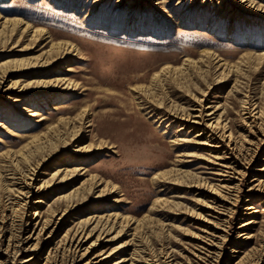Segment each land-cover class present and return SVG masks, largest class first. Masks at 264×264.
Here are the masks:
<instances>
[{"label": "rangeland", "instance_id": "374dc122", "mask_svg": "<svg viewBox=\"0 0 264 264\" xmlns=\"http://www.w3.org/2000/svg\"><path fill=\"white\" fill-rule=\"evenodd\" d=\"M94 1L0 0V30L6 18L21 20L11 43L0 46V63L8 57L41 64L50 57L53 42L70 43L76 53L40 67L4 75L0 71V153L14 154L0 157V264H22L29 254L33 260L26 264H84L99 253L108 256L100 264H112L121 257L125 259L121 264H264V191L247 193L253 184L264 181V172L260 171L264 167V143L253 159L254 165L246 168L241 157V166L232 175L235 178L231 185L239 184L237 189L240 188L238 205L223 236L213 238L223 243L215 263L196 245L198 236L209 233L203 231L209 224L201 220L208 210L199 208L210 203L208 194H197L196 184L199 178L218 184L214 180L217 177L211 174L214 165L209 164L214 162L215 154L193 143H189V150L173 145L176 138L191 141L202 126L179 133L180 122L168 126L167 121H154L137 105L141 90L132 88L143 84L151 90L152 74L168 65L170 69L155 84L158 101L169 106L174 100L187 111L194 107L205 113L210 111L207 106H219L217 116L226 109L219 122L226 123L233 132L237 146L241 134L248 135L253 144L256 128L248 125L250 120L248 114H242V106L255 104L259 108L257 125L262 131L264 10L236 8L234 15L226 16L228 0H223L220 11L216 4L219 0H205L204 4V0H100L96 3L98 11L92 13L89 10ZM254 1L264 5V0ZM25 23L30 30L43 29L46 34L31 38L30 31L15 44ZM228 25L231 29H227ZM9 30L4 27L5 35ZM213 56L217 57L208 64L205 60ZM185 58L192 63L182 68ZM219 61L226 63L225 73L230 70L224 81L220 80L221 69H214V63ZM201 63L208 64V72ZM66 66L72 71H62ZM65 74L77 83L72 90L62 91L60 86L43 88L41 83L53 82ZM141 75L145 79L140 80ZM27 108L38 110L45 119L36 122L40 117H28ZM61 116L67 117L69 123L56 139L52 129L35 154L16 155L29 135L46 131ZM127 123L131 126L123 128ZM132 133L127 139L123 137ZM81 146L86 147L81 151ZM236 149V153H245L242 145ZM223 151H217L219 157H223ZM180 153L192 155L178 157ZM179 158L191 161L183 168L192 174L190 177L172 172L163 181L152 179L158 172H171ZM56 169H60V175L65 169L76 172L60 187L52 182ZM12 171L16 176L25 175L22 178L29 193L31 190L26 203L18 199L16 189L20 184L10 186L9 191L5 189L11 185L7 178ZM253 178L257 181L252 182ZM43 181L52 183L39 190ZM76 188L78 193L71 195V203L81 202L67 212L55 234L47 238L51 227L37 240L38 230L28 238L26 223L32 214L28 215L36 210L40 213L37 220L44 221L55 196ZM246 195H251L250 202L256 209L250 215L245 214L250 203ZM38 198L45 204H35ZM13 208L14 215L10 214ZM90 213L104 218L117 215L118 221L113 225L107 222L104 232L91 231L79 253L66 251L62 258L66 228H71L73 234L78 222L75 218H85ZM250 217H255L257 223L245 231V235L253 234L245 239L238 235L241 229L237 227ZM20 226L26 227L19 229ZM90 230L87 228L85 234ZM90 243L94 246L82 257L84 247ZM15 245H21L18 255L14 254ZM34 246L35 250L30 251ZM231 248L236 252L231 253Z\"/></svg>", "mask_w": 264, "mask_h": 264}, {"label": "bare ground", "instance_id": "6f19581e", "mask_svg": "<svg viewBox=\"0 0 264 264\" xmlns=\"http://www.w3.org/2000/svg\"><path fill=\"white\" fill-rule=\"evenodd\" d=\"M99 1L100 0H95L92 3L89 12H92V13L95 12L96 13L98 11V7H97L96 3ZM101 1H103V0H101ZM228 1H229V3H228L229 6H227V14L228 15H226V16L234 15L236 13V8L244 9V10L247 9L250 12L251 11L252 12L253 11L259 12L261 10H264V5L261 4L260 2L255 3L254 0H228ZM204 2H205V0L203 1L202 4H204ZM216 4H217L218 11H220V9L222 8L223 0H219L218 3H216ZM20 23H21V20H19V19L17 20V19H7L6 18L4 20V23L2 26L3 28L0 30V46L5 47L6 45L11 43V36H13V32L15 30V27L17 25H19ZM5 26L9 27V29H10L8 35H5L6 33H4V27ZM21 29H22V31L20 32V35H19L17 41L15 42V44L18 43V41L20 40V37H23V35L25 33L30 32V31H31V38H36L38 36H43L46 34V31L43 29L34 28V29L30 30L31 29L30 25L27 23H25L24 27ZM227 29H231V26L228 25ZM73 51H75V49L70 43H64L63 44L61 42H58V43L53 42L50 45L49 51H48V53L50 54V57H48V58L46 57L43 63L36 64V62H34V64H27L20 59H16V58L11 59V58L7 57L0 63V71H2V75H4L10 71L13 72L15 70H20V69H24V68H28V67H38V66L40 67L45 63H52L55 61H59V60L64 59L67 56H73V55L75 56L76 53H74ZM46 53H47V51H46ZM204 57H207V56H204ZM216 57L217 56H213L212 58L208 57L205 61L208 64H210L211 62H213L215 60ZM241 61H243V60H240V62ZM240 62H239V65H240ZM190 63H192V61L189 60L188 58H185L183 60L181 67L184 65L187 66ZM201 64H204L203 68H205L206 72H208L207 71L209 68L208 64H205V63H201ZM214 64H215L214 69L215 70L221 69L220 73L221 74L223 73L220 80H223V81L226 80L225 78L229 75L227 73L230 72V70H229L227 73H225V70L227 69L226 63L219 61L218 64L216 62ZM239 65H237L235 67L238 69ZM168 69H170L169 66L165 65L152 74L151 79H150V84H149V86L152 88L151 90L146 88V86H144L143 84H137V85L133 86L132 88L141 90L140 93H137V95H138L136 97V99L138 100L137 105L141 110H143L148 115L149 118H154V121L159 120L160 123L167 121V122H169L168 126L173 125L174 123L180 122L181 123L179 125L180 127L177 130V132H179V133H181L184 130H188V132H191V131H194L195 129L202 126V129L199 131V133L196 135V137L194 139H192L191 141H187L185 138H176V140H173V145L180 147L181 150H189L192 148L191 146H189V143H193V144L197 145V147H199V149L204 150V151H206V150L212 151L215 154V157H213L214 162L209 163V164H212V167L214 165V168L212 169V170H214V173H211V174L214 175L215 177H217V179H214V180H217L218 184H216V185L211 184L209 182V180H207V178H203V179L199 178L200 183L197 182V184H196V186H199V188H198L199 193H197V194L206 193V194H208L207 195L208 200H210L209 201L210 203L206 202L204 206L202 205V207L199 208L202 211L208 210L207 215L202 216L201 220H202V223L209 224V225L204 226V230H203V231L209 232V233L207 235L198 236L200 241L197 242L196 245L198 246L200 251L204 250L205 252H207V253L204 252L203 254H206L207 257L210 256V258L213 261H215V263H216V262H218V260L220 258L221 253L219 252V250H221L223 243L216 242L214 240H215V238H218V239L221 238L223 236V232L225 231V228H229V223H230L231 219L233 218V216L235 215V213H236L235 208L238 205L237 204L238 198H239L238 193L240 192V191L238 192V189H240V188L237 189V186L239 184L237 186L231 185L232 181L235 178L234 176H233L234 177L233 178L232 175L234 173H236L237 168H239L241 166V162H243V160H244L243 163L246 164V168L253 166L254 165L253 159H254L255 155L257 154V152L259 150H261V144L264 143V128L261 131V129L257 125V121L260 118L261 111L259 110V108L257 106H255V104H250L249 106H245V105L241 104V106L243 105L242 106V111H243L242 114H248L247 118L250 120V124H248V125H252V127L256 128V131H255L256 135L254 138L255 141L252 144L251 141L248 139V135L241 134L242 136L240 137L241 138L240 145L244 146L245 149L243 151H245V153L244 154L236 153V150H237L236 148H238L240 146V145L237 146L238 141H236V138L234 137L233 132L229 128L226 127V123H224L222 125L221 121L219 122V120L222 117H224V114H226V109H223L222 112H220L219 115L217 116L216 112H217L219 106H216V107H211V105L207 106L206 110H210V111L205 113L204 109H202V108L197 109L194 107H192L190 111H187L183 106L176 104L174 102V100L172 103H170L169 106H166L161 99H159L160 101H158V95H156L155 90H154L155 84L158 81L160 75H162L163 73H166ZM201 70H202V68H201ZM232 70H234V68ZM62 71L70 72V71H72V69L70 68V66H66V68H63ZM140 77H139L140 80L145 79V76L142 77V75H141ZM223 81H221V82H223ZM14 83H17V81L15 80L13 82V84ZM38 83H41V81H37V84ZM41 84H44L43 88H46V89H48V88L55 89V87L60 86L59 88L62 91L63 90L69 91V90H72L71 88L77 86V83H75L73 80H71L67 74H65L61 77L55 78L53 80V82H51V81L47 82L46 81V82H43ZM250 100H252V99H250ZM54 110H56V109L54 108ZM25 112L27 113L28 117L29 116L30 117H40V118H38V120H36V122H39V121L45 119V117H43L39 114L38 110L37 111L35 109L29 110L27 108V110H25ZM242 120L244 121V123L246 122L245 118H242ZM55 122L56 123H54V124H56V125L49 126L46 131H41L39 133L29 135L27 137V139L25 140L26 143L19 148V150L17 151L18 154H16V155L25 154V156H26V154H28V155L35 154V152L38 149H41L43 147L42 145L48 140V134L52 132V129H53V139L54 138L56 139L59 136V133L64 131L65 127L69 123L67 117H62V116L57 118V120ZM259 123H260V121H259ZM245 124H247V122ZM261 125H263L262 122H261ZM128 126H131V123L125 124L123 126V128L128 127ZM164 133H165V131H164ZM13 136L17 137L18 135L14 134ZM131 136H133V133L129 134V135H125V134L123 135V137L126 139L128 137H131ZM248 145H250V147ZM85 147H82L80 150L82 151L83 149H85ZM221 149H224V151L222 153L223 157H219V155H218L219 153L217 152V151H221ZM233 150L235 151L236 154L233 152ZM11 155H14L13 152L4 151V152L0 153V157L8 158V157H11ZM191 155H192L191 153H180V154H178V157H183V156L190 157ZM241 157H243V159L240 162ZM179 159L180 160L177 161V165L175 166V168L173 170H171V172L170 171L158 172L153 176L152 179L163 181L172 172L176 173L177 175H180V177H182V178L186 177V176L190 177V175H192V174L190 172H186L185 170H183V168L185 167V163L187 164L191 161L185 160L182 158H179ZM262 160H264V158ZM216 166H217V168H216ZM59 170L56 169V171L52 174L53 179H54L52 182L55 183L56 186L58 185L61 187V185L65 184V181L68 179V176L73 175L76 172V170L65 169V171H63L64 173L61 174L62 176L59 174V172H60ZM260 171L264 172V167L261 168ZM193 175L197 176L196 173H193ZM24 176H21V175L16 176V174L12 171L11 176L7 178L8 184H11V185L6 186L5 189L7 191H9L10 186H12V185L18 186L20 184L19 185L20 187H18L16 189L18 196L20 197L18 199H21L22 201H24L23 203H26L27 198L31 194V190L29 193V190H28L29 186H28V184H26L24 182V179L22 178ZM19 181H22V182H19ZM256 181H257V179H255V178L252 179V182H256ZM52 182H50V183H52ZM85 182H86V180L83 181V183H85ZM50 183L47 182V184H45V181H43V183L38 187V189L39 190L43 189V188H45V186H47ZM83 183H82V185H83ZM77 189L78 188L71 190L68 194H64L61 196L60 195L55 196L56 198H55L54 202L52 204H49L47 207L48 211H49V215H48V218L45 219L44 221H42L41 219L37 220V218L40 217V213L37 212L36 210L34 212L30 213V215H28V216H31V214H32V218L30 220H28L26 223V226L29 225L27 230L30 231L28 238H31L35 234L36 230H38V232L36 234L35 239L39 238V236L45 230H47L51 227L52 228L49 231L47 238L50 237L52 234H55V232L59 229L60 225L63 223V218L66 216L67 212L70 209H73V207L76 204L81 202V201H76L74 203H71V201H72L71 197H73L71 195H74V193H78ZM200 190H202V191H200ZM234 191L236 192L235 196H233V193H232ZM258 191H264V181L263 180H260L256 184H253L251 187H249V189L247 190V193L248 192H258ZM57 195H58V193H57ZM245 197H246V202L251 201V199H250L251 195H246ZM19 201H17V203H16V205H18V206H20V204H21ZM159 201H161V200H159ZM59 202H63L64 205H58ZM39 203L45 204L44 201L41 200V198H38L35 200V204H39ZM254 207L255 206H253V203L250 202L247 205V207L245 208V210L248 211V212H245V214L250 215V214H253L254 212H256L255 211L256 209H254ZM250 210L252 212H249ZM14 211H15L14 208L11 209L10 214L14 215ZM90 214L91 215H87L86 217L84 216L85 218H80V219L75 218L78 220V222L75 224V227H73V228H75L73 231V234H72L71 228H66L65 234L63 235V237H64L63 238V247L61 248L62 249V258H63V256H65L64 254L66 251H68L67 253H71V254L79 253V250H81V247H83V245L85 244L84 242L87 240L91 231L99 230V233L104 232V230H106L108 228V225L110 222L113 225L116 222V220L118 221L117 215L111 214V215L107 216V218L106 217L104 218L103 216L99 217L95 213H90ZM50 217H52V219H50ZM55 218H56V221H55ZM107 222H108V225H107ZM255 223H257L255 220V217H250L247 221L240 223V225L237 227V228L241 229L239 231L238 235L241 237L245 236V239L251 238L253 234L252 235L251 234L245 235V231L248 230V228H250L251 225L255 224ZM21 227L25 228L23 226H20L19 229H21ZM87 228H91V230L87 234H85V230ZM109 229H111V228H109ZM213 238H214V240H213ZM35 246L31 250L28 248L27 249L30 251H34ZM93 246H94V244L90 243L88 246L84 247L83 252L81 253V256L82 257L85 256V254L87 252H89V250ZM13 249H14V254H17V255L20 254V252L22 250L21 245H18L17 247L15 245V247H13ZM52 252H53V248L49 250L48 256L52 255ZM230 252L235 253L236 250L231 248ZM102 255H103V253L102 254L101 253L96 254L91 259L87 260L84 264H100L102 262V260H104L108 257V256L102 257ZM28 256H29L28 258H26L22 261V264H26L28 262H31V260H33L32 254L31 255L29 254ZM124 260L125 259L121 257L119 260H116L112 264H121ZM207 261H208V259H207ZM45 264H49V263L46 262Z\"/></svg>", "mask_w": 264, "mask_h": 264}]
</instances>
